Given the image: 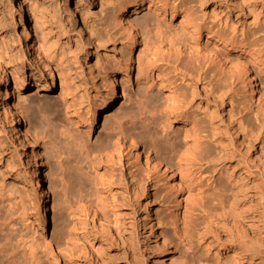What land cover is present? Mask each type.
Wrapping results in <instances>:
<instances>
[{"label":"rangeland","instance_id":"374dc122","mask_svg":"<svg viewBox=\"0 0 264 264\" xmlns=\"http://www.w3.org/2000/svg\"><path fill=\"white\" fill-rule=\"evenodd\" d=\"M118 3L119 0L94 3L85 0L83 11L71 22L67 21L66 0H0V77L7 80L5 84L0 78V181H5L0 185V224L6 235L13 237L9 243L0 237L4 250L0 252V264L34 260L24 253L23 243L18 241L21 238L27 245L35 240L52 244V251L37 258L38 264H174L171 257L179 264H264V216H261L264 113L248 102L244 107L240 105L239 97L227 92L225 78L217 74L216 65L202 55H195L187 69L160 60L152 67L144 61L138 71L131 63V77L121 89L119 100L93 126L89 137L93 145L104 143L111 132L122 131V136L128 139L124 138L120 151L118 147L95 159L96 174L69 162L80 178L78 181L67 177V180L72 188L80 187L86 198L78 202L70 196L69 206L55 214L52 210L55 195L63 192L57 151L54 141L39 144L51 176L43 181L45 197L40 202L41 210H37L36 175L28 168L30 146L23 148L4 120L1 98L5 86L19 91L18 99L30 104L28 121L34 120L38 106L49 109L58 122L66 110L72 116L87 107L103 89L108 74L118 67V59L125 51L113 23L121 9ZM170 3L193 7L203 24L199 45L203 46L213 34L261 52L264 57V0H170ZM20 15L24 16V25H20ZM166 16L171 27H176L181 19V13L174 18L168 13ZM206 28L213 29L211 36ZM26 30L31 31L32 42H25ZM60 34L65 38L58 37ZM9 40L14 46H8ZM146 50L147 40L143 35L139 51ZM37 81L50 86L42 95L33 94ZM173 88L179 95L177 99L187 126L198 127L206 136L205 146L211 148L210 156L192 168L200 180L213 183L214 189L220 185L226 188L223 197L226 211L231 210V204L237 207L233 192H241L240 198L257 193L256 205L252 208L248 203L243 210L244 235L246 241L257 245L262 257L241 247L239 241L227 243L232 237L229 232L233 223L221 216L210 223L200 214L197 228L186 239L181 237L178 227L188 223L199 196L175 197L166 177L150 170L144 160L137 162L129 151L131 137L143 149L154 151L156 143L157 150L164 153H167L165 147L183 143L182 137L169 140L157 133L160 123L176 131L181 127L179 120L172 121L169 114L158 108L156 92L173 96ZM228 110L243 123L239 134L228 120ZM64 129L65 138L68 129ZM13 154L15 160L11 164ZM10 181L18 191L8 185ZM19 191L25 205L21 204ZM254 209L259 214L246 218ZM42 210L45 222L41 221ZM98 215L110 219L111 230L103 227ZM162 238L169 242L170 256L164 253Z\"/></svg>","mask_w":264,"mask_h":264},{"label":"bare ground","instance_id":"6f19581e","mask_svg":"<svg viewBox=\"0 0 264 264\" xmlns=\"http://www.w3.org/2000/svg\"><path fill=\"white\" fill-rule=\"evenodd\" d=\"M94 2L95 0H93ZM66 4L68 6L66 12L67 21L73 22L77 18L78 13L83 11L85 0H66ZM117 7L121 9L119 16L114 17L113 23L115 25H113L118 29L117 32L125 45V51L122 52L121 58L119 57L120 59H118V67L108 74L109 76L105 80L103 89L98 91L95 99L90 101L87 107L77 113L74 111L75 114L72 116L66 110L63 114V119L58 122L49 109L38 106L33 114L34 120L28 121L26 115L30 112V104L26 105L18 99L19 95L17 93L19 91L16 92L7 85L5 86V94L1 98L4 120L19 141V144L23 148L30 146V151L27 153L28 168L36 175L34 194L37 199L36 208L38 211L41 210L40 202L45 197L43 181L45 179L49 180L51 176L47 169L45 153L38 146L43 141H54L53 146L57 151L59 160L60 183L61 187H63V192L58 193L59 195L56 194L55 199L53 198V214L58 209L67 208L71 197V199L75 198L78 202L86 198L82 195L83 191L80 187L77 189L72 188L67 180V177L76 178L78 181L80 178L78 171L74 169V166L69 165V162H74L81 170L88 169L93 174H96L94 166L98 163L94 161L97 157L106 156L118 147L119 151L121 150L123 140L126 137V135L125 137L122 136V131L120 133H109L107 140L104 143L103 141L100 142L98 145L91 144L89 137L94 130L93 126L102 117L107 116L111 108L119 100L121 89L123 90L131 77V63H134V67L136 66L138 71L141 70L144 61H147V65L152 67L160 60L172 61L177 63V67L182 65L186 67L183 69H187L195 55H202L204 59L216 65L217 74L225 78L226 84L224 87L227 88V92L232 97H239L240 105L244 107L248 102L250 105L255 106L256 110L264 113V57L261 52L257 53L256 51L248 50L244 46H237L234 41L228 42L220 36L213 35L212 28L205 29L208 36L212 34L209 41L207 40L203 46L199 45L198 39L203 32L202 21L197 18L193 7L184 3L174 4L170 3V0H119ZM19 9H22V3H19ZM167 13L171 15V18L181 13V19L176 27H171L166 16ZM24 22V16L20 15V25H24ZM61 29L63 31L64 27ZM143 35H145L147 40V53L139 51L140 38ZM63 36L60 34L58 37L64 39L65 37ZM11 41H7L8 46H14ZM32 41L33 35L31 31L26 30L25 42ZM0 78L5 80V84H7L5 77ZM48 88L50 86H46V83L37 81L33 87L35 90L33 94L42 95V92ZM173 89H175L172 93L173 96H167L160 90L156 92L159 103L158 108L169 114L172 121L179 120L181 127L176 131L171 129L169 122V127L160 123L157 133L162 138L169 137V140L175 137H182L183 143L164 146L167 153H164L161 149L157 150L155 143L154 151H148L146 148L143 149L136 139L129 134V137H131L129 139V151L135 156L134 158L137 162L140 163L141 160H144L150 170L165 176L170 192L175 197H184L186 194L199 196L188 223H183V226L178 227L181 237L186 239L187 234L192 229L197 228L199 225L197 220L200 214L205 215V219L210 223L221 216L231 219L233 223L229 232L232 237L226 242L235 243L239 241L242 244L241 247L248 249L252 253L254 252L258 257H262V252L259 251L257 245L246 241V236L244 235L245 216L243 210L248 203L252 205V208L256 205L257 193H251L248 197L244 195L240 198L241 192H233L234 202H238L236 204L237 207L231 204V210L226 211L223 199L226 188L224 190V186L220 185L219 189H214L213 183L209 184L200 180L192 168L210 156L211 148L210 145L205 146L207 143L206 136L203 135L198 127L194 126L191 129L187 126V119L183 117L184 113L179 105V99H177L179 95L176 92V88ZM227 117L235 133L239 134L240 129H243V123L235 118L231 110H228ZM66 127L68 136L64 138V128ZM126 138L128 139V137ZM262 145H264V141ZM111 149L112 151H109ZM10 159L11 164L14 163L15 154ZM12 169L17 170L14 165H12ZM4 182V179L0 181V185H3ZM9 184L15 191H18L19 188H16L13 181H10ZM47 192L46 198H48ZM17 194L21 199V204H24L23 193L19 191ZM42 211L43 213L40 212L41 221L45 222L44 210ZM258 214L259 210L254 209L246 218L249 216L254 218ZM195 215L196 217L194 218ZM261 216H264V211L261 212ZM98 217L103 222V227L111 230L110 219L106 215H98ZM152 227L153 224L151 223L150 228ZM8 230L13 232L11 229ZM1 236L5 238L7 243H9V239L13 238L5 234L0 224ZM162 240L164 253L166 256H170L168 250L169 242L164 238ZM18 241L23 243L22 249L24 253H28L34 260L28 261L24 259L14 262V264H38L37 258L47 255L53 249L52 244L46 243L45 240L42 242L35 240L30 245H27L22 238ZM2 251L4 250L0 243V252ZM171 260L174 264H179L175 258L171 257Z\"/></svg>","mask_w":264,"mask_h":264}]
</instances>
